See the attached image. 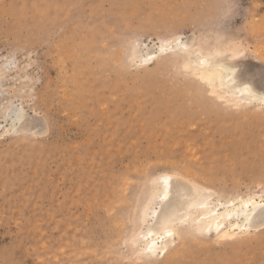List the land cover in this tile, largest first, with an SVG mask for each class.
<instances>
[{
  "label": "rangeland",
  "instance_id": "374dc122",
  "mask_svg": "<svg viewBox=\"0 0 264 264\" xmlns=\"http://www.w3.org/2000/svg\"><path fill=\"white\" fill-rule=\"evenodd\" d=\"M177 37L194 61L239 50L264 91V0H0V264H150L129 242L159 175L264 198V103L158 53ZM214 237L165 264H264V226Z\"/></svg>",
  "mask_w": 264,
  "mask_h": 264
},
{
  "label": "bare ground",
  "instance_id": "6f19581e",
  "mask_svg": "<svg viewBox=\"0 0 264 264\" xmlns=\"http://www.w3.org/2000/svg\"><path fill=\"white\" fill-rule=\"evenodd\" d=\"M177 40H179V44L175 43ZM158 48V53L162 54V56H168V50L175 49L174 54L181 57L182 63L188 72L187 74L219 90L224 94L227 102L235 105L251 102L264 103L260 99L264 91L257 90L251 82L238 80L235 66L233 63H228L239 58L241 55L239 50L236 49L232 51L233 53L227 55H221L216 50L213 54H202L198 57V60L194 61L188 58L192 56L189 45L181 41L180 37L175 38L173 42L163 40ZM156 53L153 51L143 55L141 48L135 46L131 51V57L138 62H144L146 58H156ZM193 57L195 56L193 55ZM245 85L248 87L245 88ZM20 112L16 115L13 114L14 116L12 115V121L9 120L8 126L10 127L8 128L13 129L17 122L22 119L21 116L23 115ZM188 180L183 178V176L159 175L154 181L153 189L145 197L144 204H140L142 207L136 219L139 222V227L136 228L129 243L135 255H139L142 259L149 261L150 264H165L168 258L173 259L180 248V244L186 239L205 236H215L214 238L217 241L220 236L236 239L264 226V217L260 215L259 207L264 205V198L260 197L258 199L253 195L234 198L216 197L211 191ZM250 200L254 203L245 207ZM251 208H255V216L252 226L245 229L243 227L244 216ZM237 224H240L241 227H237ZM158 225L170 228L175 235L168 238L166 247L160 252L156 254L148 253L145 249L153 240L158 239ZM145 226L146 228H144ZM237 240L238 243L246 242L245 238H238Z\"/></svg>",
  "mask_w": 264,
  "mask_h": 264
},
{
  "label": "snow or ice",
  "instance_id": "6c2138e0",
  "mask_svg": "<svg viewBox=\"0 0 264 264\" xmlns=\"http://www.w3.org/2000/svg\"><path fill=\"white\" fill-rule=\"evenodd\" d=\"M175 43L179 44L180 42H179V40H177ZM162 50H164V49H162ZM247 87L248 86L245 85V88H247ZM260 99L262 101H264V94L261 95ZM253 203L254 202L250 200L249 204L245 205V207H248L249 205H252ZM259 207H260V215L262 217H264V205H260ZM254 216H255V208H251L249 210V212L246 213L244 216L243 227L245 229L250 228L252 226ZM236 226L241 227L240 224H237ZM158 231H159L158 239L153 240L148 245V247L145 249L146 252L152 253V254H156V253L160 252L162 249H164L166 247V243H167L168 238H171L175 235L174 232L170 228H168L164 225H158ZM149 234L151 235V233H149Z\"/></svg>",
  "mask_w": 264,
  "mask_h": 264
}]
</instances>
